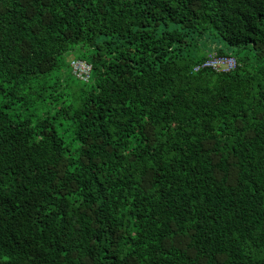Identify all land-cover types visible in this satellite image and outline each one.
<instances>
[{
	"label": "trees",
	"instance_id": "1",
	"mask_svg": "<svg viewBox=\"0 0 264 264\" xmlns=\"http://www.w3.org/2000/svg\"><path fill=\"white\" fill-rule=\"evenodd\" d=\"M0 264H264V0H0Z\"/></svg>",
	"mask_w": 264,
	"mask_h": 264
},
{
	"label": "built area",
	"instance_id": "2",
	"mask_svg": "<svg viewBox=\"0 0 264 264\" xmlns=\"http://www.w3.org/2000/svg\"><path fill=\"white\" fill-rule=\"evenodd\" d=\"M202 66H210L215 70L227 71L234 67V59L231 56H218L215 53L209 54L208 59ZM69 67L72 75L82 82H87L90 76L91 66L80 59H71ZM195 67L194 69H196Z\"/></svg>",
	"mask_w": 264,
	"mask_h": 264
},
{
	"label": "rangeland",
	"instance_id": "3",
	"mask_svg": "<svg viewBox=\"0 0 264 264\" xmlns=\"http://www.w3.org/2000/svg\"><path fill=\"white\" fill-rule=\"evenodd\" d=\"M70 58V57H69ZM70 60V59H69ZM66 132H64V134L65 135H69L70 134V132H69V130H65ZM66 138V140H68L69 141V138L68 137H65Z\"/></svg>",
	"mask_w": 264,
	"mask_h": 264
}]
</instances>
